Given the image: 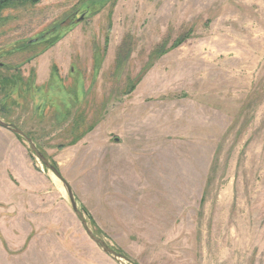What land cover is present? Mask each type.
Listing matches in <instances>:
<instances>
[{
  "label": "rangeland",
  "instance_id": "rangeland-1",
  "mask_svg": "<svg viewBox=\"0 0 264 264\" xmlns=\"http://www.w3.org/2000/svg\"><path fill=\"white\" fill-rule=\"evenodd\" d=\"M0 63L20 68L0 113L31 133L108 246L135 264H264V0L13 3ZM20 141L48 219L0 238L16 247L0 264H130L88 238ZM46 235L59 241L45 254L28 248Z\"/></svg>",
  "mask_w": 264,
  "mask_h": 264
},
{
  "label": "crops",
  "instance_id": "crops-1",
  "mask_svg": "<svg viewBox=\"0 0 264 264\" xmlns=\"http://www.w3.org/2000/svg\"><path fill=\"white\" fill-rule=\"evenodd\" d=\"M40 70L41 68L39 67L36 77L37 83H41L42 81L46 80V77ZM19 76V73L16 74V72L8 75V77L15 81V83L16 77L18 78ZM24 91L25 93H23V95L25 98L29 90L25 89ZM13 102L15 103V100H13ZM50 107H52V105H50ZM43 108H39V121L43 119V112L45 110H47V112H51V108H49V106H47L45 109ZM1 111L3 113H0V119L8 124L18 127L15 124L13 120L14 117L10 114L11 112L9 110H3L1 108ZM18 128H20L36 144L34 137L29 131L21 126ZM36 181L38 183H36ZM46 188L47 186L46 184L44 185L43 181L39 184V178L32 171L31 164L28 160L26 147L24 146L23 142L20 141V138H18L10 130L0 127V238L5 241V243L8 238L9 241L10 238L12 240L19 238L20 232H17L15 225L19 227L22 223L33 224L35 222L37 223V219H48L46 214L48 208L45 207L46 203L43 200L40 201L41 203L38 202L35 200L38 199V196L34 195L42 189L46 191ZM39 203L40 205H38ZM29 208L39 209L42 211V214L32 215ZM5 233H8V237H6ZM50 236H39L34 240L36 242V246L29 244L28 248L36 250L37 253L45 254L47 248H50V244H47L49 240L59 241L58 237L48 238ZM25 238L27 239V236ZM37 241L40 243H37ZM7 247L8 251L5 250ZM14 250H16V247H12L9 244H4L3 247H0L1 254L6 253L8 256L13 254ZM61 259L63 258L61 257ZM49 264H52V261H50Z\"/></svg>",
  "mask_w": 264,
  "mask_h": 264
},
{
  "label": "water",
  "instance_id": "water-1",
  "mask_svg": "<svg viewBox=\"0 0 264 264\" xmlns=\"http://www.w3.org/2000/svg\"><path fill=\"white\" fill-rule=\"evenodd\" d=\"M0 66H3V63H0ZM0 127L10 130L13 134H15L16 136H18L21 139H23L28 144L29 149L31 150V152L33 153L35 158L41 163V165H43L48 171H50L55 176V178H57L62 183V185H63V187H64V189L66 191L67 197L69 199V203H70L71 209L74 212V214L77 216V218L80 220V223H81L82 227L84 228L85 233L88 236V238L92 242H94L97 245V247L104 254L110 256L115 261H117L119 263H121L122 261L129 262V260L125 256H123L122 254L118 253L116 250L112 249L102 239L97 237L89 229V227L87 225V222H86L82 212L80 210H78V208H77L76 201H75V198H74V193H73L70 185L62 177V175L59 172V170L57 168H55L50 163V161L44 156V154L42 152H40V150L38 149V147L36 146L34 141L30 137H28L20 128L14 126L12 124H8L5 121H3L2 119H0ZM130 264H135V263H130Z\"/></svg>",
  "mask_w": 264,
  "mask_h": 264
},
{
  "label": "trees",
  "instance_id": "trees-1",
  "mask_svg": "<svg viewBox=\"0 0 264 264\" xmlns=\"http://www.w3.org/2000/svg\"><path fill=\"white\" fill-rule=\"evenodd\" d=\"M27 1H32L33 3H36V2H38L39 0H0V15H1V13H2V11L4 10V9H6V7H8V6H10L11 4H13V3H25V2H27ZM29 44H33V42H30ZM40 52H42V50L41 51H39V53ZM38 53V54H39ZM1 67H3V68H5V69H7V70H11V69H15V71H16V74H17V72H19V67H16V65H13V66H10V65H8V64H3V66H1ZM14 84V81L13 80H11V78H7L6 76H3V75H0V89H1V86H10V85H13ZM133 89V88H132ZM18 137V136H17ZM18 138H20V137H18ZM51 163V162H50ZM55 168H57V166L54 164V163H51ZM118 253H120L119 251H117ZM120 254H122V253H120ZM123 255V254H122ZM123 256H125V255H123ZM126 257V256H125ZM127 258V257H126ZM128 259V258H127ZM129 260V259H128ZM129 262L130 263H134V262H131L130 260H129Z\"/></svg>",
  "mask_w": 264,
  "mask_h": 264
},
{
  "label": "bare ground",
  "instance_id": "bare-ground-1",
  "mask_svg": "<svg viewBox=\"0 0 264 264\" xmlns=\"http://www.w3.org/2000/svg\"><path fill=\"white\" fill-rule=\"evenodd\" d=\"M54 177V176H53ZM53 179V178H52ZM58 187V186H57Z\"/></svg>",
  "mask_w": 264,
  "mask_h": 264
}]
</instances>
